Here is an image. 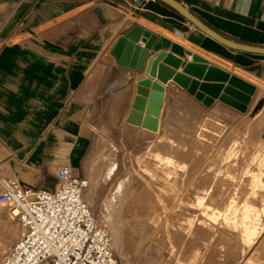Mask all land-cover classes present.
Returning <instances> with one entry per match:
<instances>
[{
    "label": "rangeland",
    "instance_id": "374dc122",
    "mask_svg": "<svg viewBox=\"0 0 264 264\" xmlns=\"http://www.w3.org/2000/svg\"><path fill=\"white\" fill-rule=\"evenodd\" d=\"M41 3L0 0V45L39 30ZM90 73L95 78L82 88L89 110L81 133L58 138L54 125L46 138L55 141V154L65 151L63 164L89 181L85 199L112 236L117 264L250 263L254 244L264 241V125H257L264 99L251 100L246 112L185 103L164 112L157 134L126 135L114 116L128 106L122 97L130 84L115 91L102 70ZM262 82L253 84L264 98ZM110 94L117 97L113 103ZM17 235L0 204V258ZM258 259L255 264H264V254Z\"/></svg>",
    "mask_w": 264,
    "mask_h": 264
},
{
    "label": "crops",
    "instance_id": "0c3cea01",
    "mask_svg": "<svg viewBox=\"0 0 264 264\" xmlns=\"http://www.w3.org/2000/svg\"><path fill=\"white\" fill-rule=\"evenodd\" d=\"M178 1L222 35L264 46V0ZM41 6L43 15L36 23L39 30L0 45V176L16 178L26 186L52 188L60 167L68 165L63 164L65 151L55 154V141L48 140L47 133L54 125L58 138L81 133L89 110L81 100L82 88L95 78L90 73L94 69L102 70L103 81H109L115 91L130 84L122 97L129 99L128 106L116 108L114 116L126 135H151L126 122L138 81L150 76L117 64L110 54L118 38L135 25L157 36L148 56L166 51L183 59L176 73L183 72L198 48L210 55L202 57L211 64L234 74L226 67L230 64L264 81V55L225 47L161 0H42ZM137 44L145 45L142 41ZM151 78L164 86L159 130L152 134L160 131L164 112L173 113L176 106L188 103L206 108L172 79L162 83ZM108 99L113 103L117 97L110 94ZM254 99H264L257 85ZM213 107L232 109L218 99ZM261 135L264 138V127Z\"/></svg>",
    "mask_w": 264,
    "mask_h": 264
},
{
    "label": "built area",
    "instance_id": "2783aa9c",
    "mask_svg": "<svg viewBox=\"0 0 264 264\" xmlns=\"http://www.w3.org/2000/svg\"><path fill=\"white\" fill-rule=\"evenodd\" d=\"M88 186L68 165L52 188L0 176V204L19 224L0 264H117L112 236L85 199Z\"/></svg>",
    "mask_w": 264,
    "mask_h": 264
},
{
    "label": "water",
    "instance_id": "95a60500",
    "mask_svg": "<svg viewBox=\"0 0 264 264\" xmlns=\"http://www.w3.org/2000/svg\"><path fill=\"white\" fill-rule=\"evenodd\" d=\"M161 1L174 8L194 26L225 47L264 55V46L240 42L222 35L178 0ZM156 38L154 33L140 25H135L121 35L110 50L117 64L137 72H146L150 76L140 79L137 83V92L132 103V110L126 118L127 123L142 124L143 127L153 130L158 128L157 118L162 111L164 86L153 81L151 77H157L162 83L172 79L205 106H211L218 99L241 112L247 111L256 91L254 84L211 64L198 54L192 55L191 61L185 65L182 73H176L175 69L183 61L181 57L166 51H159L148 56V50L153 46ZM139 41L145 44L144 47L137 44ZM162 60L163 62L160 63Z\"/></svg>",
    "mask_w": 264,
    "mask_h": 264
},
{
    "label": "bare ground",
    "instance_id": "6f19581e",
    "mask_svg": "<svg viewBox=\"0 0 264 264\" xmlns=\"http://www.w3.org/2000/svg\"><path fill=\"white\" fill-rule=\"evenodd\" d=\"M197 53L196 54H198V55H200V56H208V57H210V55L206 52V51H204V50H201L200 49V51H196ZM191 57V59H192V55L190 56ZM238 72H239V74L241 75V77L244 79V80H246V81H248V82H250V83H252V82H256V81H258V82H262L263 80H261V79H259V78H256V77H254V76H252V75H250V74H248V73H245V72H243V71H241V70H238ZM264 82V81H263ZM262 82V83H263ZM137 88V87H136ZM164 91V90H163ZM137 92V91H136ZM261 106H262V101H258V102H256L255 104H254V113L255 112H257L260 108H261ZM159 117L160 116H158V121H159ZM129 124H131V125H133V126H136V127H141V128H143V129H146V130H148L147 132H149V133H156L158 130H159V125H158V128L157 129H148V128H145V127H143L142 126V124L141 125H135V124H132V123H129ZM258 126H262V125H264V116H262L261 117V119L259 120V122H258V124H257ZM96 151H98V149H100L101 148V145H102V141H101V138L98 140V142L96 143ZM108 223H109V221H107ZM261 254H264V241H262L261 242V240L259 241V242H256V244H254V247L252 248V250L250 251V254H249V259H251V262L250 263H247V264H255V261L254 260H257L260 256H261ZM259 260V259H258ZM261 261V260H260Z\"/></svg>",
    "mask_w": 264,
    "mask_h": 264
}]
</instances>
